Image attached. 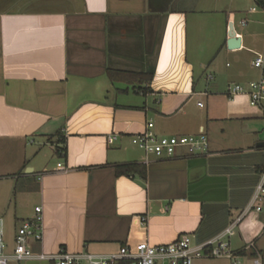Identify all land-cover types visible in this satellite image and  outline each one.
Returning <instances> with one entry per match:
<instances>
[{"label": "crops", "instance_id": "0c3cea01", "mask_svg": "<svg viewBox=\"0 0 264 264\" xmlns=\"http://www.w3.org/2000/svg\"><path fill=\"white\" fill-rule=\"evenodd\" d=\"M236 2L0 0V218L8 251L36 206L44 238L30 246L48 254L106 255L186 235L202 243L241 215L264 170L257 146L264 110L225 91L260 77L252 60L264 50V10ZM232 36L239 48H228ZM149 122L160 137L204 131L208 153L148 156L131 138ZM61 161L68 172H56ZM121 164L143 167L145 177L117 176ZM250 242L264 264L257 213L230 238L236 251ZM254 257L245 251L242 264Z\"/></svg>", "mask_w": 264, "mask_h": 264}, {"label": "built area", "instance_id": "2783aa9c", "mask_svg": "<svg viewBox=\"0 0 264 264\" xmlns=\"http://www.w3.org/2000/svg\"><path fill=\"white\" fill-rule=\"evenodd\" d=\"M250 9L256 12L259 1ZM243 25L246 21L242 22ZM252 66L260 71L258 80L247 85L230 84L225 94L229 99L239 95H247L250 105L264 110V50L252 60ZM202 106V103H198ZM154 124L149 122L147 128L131 138L134 146L143 150L148 156L156 158H172L177 151L184 148L190 155H206L209 151V139L204 131L197 135L158 136L152 130ZM116 136L109 137L113 142ZM70 169L61 161L57 164L56 172H68ZM34 216L25 219L18 227L12 251H8L3 219L0 218V264H9L11 261L23 262L27 260L49 261L51 264H119L121 261H131V264H193L198 259H228L231 264H242V255L247 250L255 251L253 264H262L261 253L255 244L250 242L243 251L232 249L230 238L233 237L243 222L252 213L264 216V170L260 174L259 182L252 198L241 215L234 220L219 235L202 243H196L192 236L186 235L177 241L165 245H151L148 242L138 244L135 249L128 246L121 247L118 252L106 255L88 252L74 253L60 248L57 253L48 254L35 252L30 242L41 243L44 238V215L41 206L34 208ZM146 222L145 219H143Z\"/></svg>", "mask_w": 264, "mask_h": 264}, {"label": "trees", "instance_id": "16d2710c", "mask_svg": "<svg viewBox=\"0 0 264 264\" xmlns=\"http://www.w3.org/2000/svg\"><path fill=\"white\" fill-rule=\"evenodd\" d=\"M259 5L264 7V0L259 1ZM58 154L61 158L66 159L67 157V149L65 146H61L58 149ZM135 174H139L142 177H145V170L143 167L135 164H121L116 166V175L117 176H133ZM131 261H121L119 264H131Z\"/></svg>", "mask_w": 264, "mask_h": 264}, {"label": "water", "instance_id": "95a60500", "mask_svg": "<svg viewBox=\"0 0 264 264\" xmlns=\"http://www.w3.org/2000/svg\"><path fill=\"white\" fill-rule=\"evenodd\" d=\"M228 48L229 49H236V48H239L241 46V38L240 37H235V36H232L228 42ZM258 147H264V143H260L257 145ZM29 170H32V169H27L26 172H28Z\"/></svg>", "mask_w": 264, "mask_h": 264}, {"label": "rangeland", "instance_id": "374dc122", "mask_svg": "<svg viewBox=\"0 0 264 264\" xmlns=\"http://www.w3.org/2000/svg\"><path fill=\"white\" fill-rule=\"evenodd\" d=\"M236 1H237V2H236V5H237V4H239V3H243L245 0H236ZM234 22H235L234 24H236V25L238 24V20H235ZM229 24H230V23H229ZM231 25H233V24H230V26H231ZM198 75H199V74H198ZM204 81H205V78L202 77L200 84H203Z\"/></svg>", "mask_w": 264, "mask_h": 264}]
</instances>
